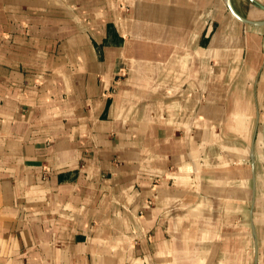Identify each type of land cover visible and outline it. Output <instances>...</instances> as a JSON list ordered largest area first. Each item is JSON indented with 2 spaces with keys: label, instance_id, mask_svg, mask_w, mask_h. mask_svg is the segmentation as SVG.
I'll return each instance as SVG.
<instances>
[{
  "label": "crops",
  "instance_id": "obj_1",
  "mask_svg": "<svg viewBox=\"0 0 264 264\" xmlns=\"http://www.w3.org/2000/svg\"><path fill=\"white\" fill-rule=\"evenodd\" d=\"M230 6L264 22L0 0V264H264V25Z\"/></svg>",
  "mask_w": 264,
  "mask_h": 264
},
{
  "label": "water",
  "instance_id": "obj_2",
  "mask_svg": "<svg viewBox=\"0 0 264 264\" xmlns=\"http://www.w3.org/2000/svg\"><path fill=\"white\" fill-rule=\"evenodd\" d=\"M230 10L232 12V14L241 22L246 23V24H250V25H254V26H262L264 25V22H256V21H251L248 19H245L243 17H241L240 15H238L234 9L230 6ZM263 140H264V122H263Z\"/></svg>",
  "mask_w": 264,
  "mask_h": 264
},
{
  "label": "rangeland",
  "instance_id": "obj_3",
  "mask_svg": "<svg viewBox=\"0 0 264 264\" xmlns=\"http://www.w3.org/2000/svg\"><path fill=\"white\" fill-rule=\"evenodd\" d=\"M249 9H250V8L248 7V8H247V12H248V11H251V12H253V14H255V15L258 16V17H262V16H264V13H262V12L256 10V9H253V8H251V10H249Z\"/></svg>",
  "mask_w": 264,
  "mask_h": 264
},
{
  "label": "bare ground",
  "instance_id": "obj_4",
  "mask_svg": "<svg viewBox=\"0 0 264 264\" xmlns=\"http://www.w3.org/2000/svg\"><path fill=\"white\" fill-rule=\"evenodd\" d=\"M231 3V2H230ZM263 122H264V119H263ZM263 144H264V140H263Z\"/></svg>",
  "mask_w": 264,
  "mask_h": 264
}]
</instances>
